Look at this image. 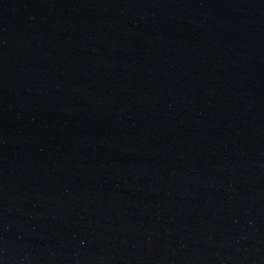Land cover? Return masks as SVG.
<instances>
[{"label":"water","instance_id":"1","mask_svg":"<svg viewBox=\"0 0 264 264\" xmlns=\"http://www.w3.org/2000/svg\"><path fill=\"white\" fill-rule=\"evenodd\" d=\"M0 264H264V0H0Z\"/></svg>","mask_w":264,"mask_h":264}]
</instances>
